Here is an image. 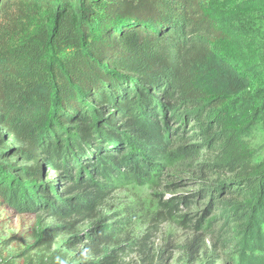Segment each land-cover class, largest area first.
<instances>
[{
	"label": "trees",
	"instance_id": "obj_1",
	"mask_svg": "<svg viewBox=\"0 0 264 264\" xmlns=\"http://www.w3.org/2000/svg\"><path fill=\"white\" fill-rule=\"evenodd\" d=\"M262 15L264 0H0V143L21 145L19 165L0 163V207L92 220L112 183L193 154L173 141L191 125L214 153L201 182L203 169L238 179L199 196L236 195L245 205L221 202L226 219L245 217L264 190L245 142L264 128V50L246 32ZM94 231L81 249L74 236L51 251L57 229L43 228L38 264H113Z\"/></svg>",
	"mask_w": 264,
	"mask_h": 264
},
{
	"label": "rangeland",
	"instance_id": "obj_2",
	"mask_svg": "<svg viewBox=\"0 0 264 264\" xmlns=\"http://www.w3.org/2000/svg\"><path fill=\"white\" fill-rule=\"evenodd\" d=\"M246 27L247 35L264 50V15ZM242 29L246 30L240 25ZM194 132L191 125L180 126V134L173 139L175 146H193V154L167 165L154 179L112 183L116 187L97 199L92 220L76 218L71 223V219H52L44 213L19 214L7 205L0 207V258H11L13 264H38L47 254L46 247L34 249L40 231L56 227L57 238L46 235L54 242L51 251L74 236H83V243L77 247L81 249L99 228L108 237L102 248L113 264H264V190L263 199L250 206L245 217L226 219L221 202L245 205V201L231 193H216L212 203L208 195L199 193L207 185L223 189L238 179L224 170L203 169L201 182L197 166L211 164L214 153L204 145L202 150L201 142L192 137ZM245 142L253 154L252 164L264 166L261 123L251 129ZM18 148L19 143L5 137L4 145L0 143V163L19 165L13 155ZM64 183L66 188L69 183ZM38 221L41 224L35 233Z\"/></svg>",
	"mask_w": 264,
	"mask_h": 264
}]
</instances>
